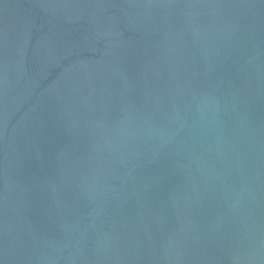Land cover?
I'll list each match as a JSON object with an SVG mask.
<instances>
[{
  "label": "water",
  "instance_id": "obj_1",
  "mask_svg": "<svg viewBox=\"0 0 264 264\" xmlns=\"http://www.w3.org/2000/svg\"><path fill=\"white\" fill-rule=\"evenodd\" d=\"M0 264H264V0H0Z\"/></svg>",
  "mask_w": 264,
  "mask_h": 264
}]
</instances>
